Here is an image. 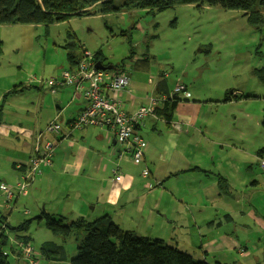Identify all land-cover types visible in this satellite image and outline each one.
I'll use <instances>...</instances> for the list:
<instances>
[{
  "label": "crops",
  "instance_id": "0c3cea01",
  "mask_svg": "<svg viewBox=\"0 0 264 264\" xmlns=\"http://www.w3.org/2000/svg\"><path fill=\"white\" fill-rule=\"evenodd\" d=\"M72 45L66 49L74 51ZM68 68L66 61L64 69ZM163 74L144 80L129 73L127 88L107 92L109 98L120 101L126 114H131L149 98L169 96L177 84L188 89L189 98L177 95L182 101L170 122L153 115L136 129L146 143L138 165L108 129L71 128V122L85 108L84 100L71 87L51 94L46 87L32 86L10 96L31 95L34 116L31 132L22 118L18 123H9L12 114L4 115L5 122L0 119L1 137H14L16 145L23 139L6 160L14 170L17 164H28L37 155L36 139L40 136L41 145L51 142L53 151L51 165L41 166V174L26 193L38 198L34 199L38 210L68 220L83 217L93 221L108 215L123 230L163 240L208 264H228L235 250L246 257L248 241L243 243L237 232L240 236L253 234L264 242V172L256 156L264 145V88L251 73L256 80H249V88L237 80L234 87L223 89L220 97L194 95L191 101L194 89L178 80L170 90L168 76ZM227 91L230 101L221 102L228 97ZM236 96L256 98L235 100ZM216 107L222 111L219 118L213 114ZM53 120L60 124V134L44 131ZM13 124L15 128H7ZM144 169L148 171L146 178L141 175ZM212 174L225 178L230 195L219 193Z\"/></svg>",
  "mask_w": 264,
  "mask_h": 264
},
{
  "label": "rangeland",
  "instance_id": "374dc122",
  "mask_svg": "<svg viewBox=\"0 0 264 264\" xmlns=\"http://www.w3.org/2000/svg\"><path fill=\"white\" fill-rule=\"evenodd\" d=\"M129 39L134 52L131 59H128L131 55ZM0 42V107L5 111L2 110L0 119L5 122L4 115L12 114L10 120L7 118L9 123H18L22 118L28 122V132L32 131L30 121L34 116L31 95H10L4 102L1 99L8 89L20 84L27 86L29 79L41 77L47 80L60 75L66 67L65 48L73 43L76 54H80L83 47L90 53L100 51L103 65H123L127 72L140 75L144 80H155L164 73L168 76L170 90L180 80L189 90L194 89L191 101L195 100L194 95L220 97L222 90L234 87L237 80H243L244 87L249 88V80H256L251 75L252 69L264 67V25L259 32L248 25L241 12L218 7L175 5L154 14L145 10L98 14L75 17L47 27L1 25ZM144 57H149L147 66L136 68L135 63ZM221 113L218 107L213 109L215 117L219 118ZM43 115H46L45 110ZM13 125L7 128H15ZM22 142L20 139L19 145ZM19 145L14 137L0 136V185L15 188L19 176L28 170L16 169L18 175L11 162L6 160ZM33 195L19 197L16 204H8L0 192V228L5 223L16 227L25 220H33L27 235L31 237L34 253L38 254L42 243L53 241L63 244L68 255L64 262L41 258L39 264H71L70 259L76 254L73 238L63 243L44 228L43 222H37L38 198ZM5 234L13 238L9 229ZM236 234L243 243L248 241L245 246L248 254L242 257L235 250L227 263L264 264V242L257 241L250 233ZM208 260L211 262V257Z\"/></svg>",
  "mask_w": 264,
  "mask_h": 264
},
{
  "label": "trees",
  "instance_id": "16d2710c",
  "mask_svg": "<svg viewBox=\"0 0 264 264\" xmlns=\"http://www.w3.org/2000/svg\"><path fill=\"white\" fill-rule=\"evenodd\" d=\"M175 5L218 7L223 10L241 12L243 17L246 18L248 25L259 32L262 31V26L264 25V0H0V26L19 24L47 27L75 17L98 14L132 12L134 10H145L149 14H154ZM129 44L131 55L128 59H131L134 52L130 39ZM74 46L75 44L73 43L71 48ZM65 50L66 61L70 68L64 70H73L81 60L83 52L87 51L82 48L80 56H77L73 50H67L66 48ZM91 54L93 55L94 64L99 62L102 66L109 67L103 65V57L100 51ZM149 61V57H144L142 61L135 63V67L145 68ZM110 68L109 70L101 71L108 73L119 72L129 79V72L125 70L123 65L110 66ZM251 73L264 88V68L254 69ZM32 86H23L21 84L15 86L3 96L1 102H4L6 97L21 93L24 89ZM46 88L50 91L48 87ZM185 89L188 91L186 86ZM227 95L228 97H225L221 102L230 101V92L227 91ZM254 98L256 97H234L235 100ZM181 101L177 96L167 98L160 106L155 108L154 115L166 122H170L177 105ZM1 112L2 106L0 107ZM139 126L142 125H136L133 129V134L139 135L136 132ZM261 126L264 128V112ZM41 142H43L42 139ZM120 144L124 146V152L131 157V152L127 151L126 144ZM256 156L259 160H264V145L256 151ZM42 165L44 166V164L39 165L40 173H36L34 176H26V179H24L25 177L22 178L24 175L20 176L18 182L24 183L26 186L25 191L21 193L18 190L12 198L6 200V203L13 202L14 204L15 199L27 195L28 188L34 183L35 177H37V174H41ZM16 166H14L15 170L17 169ZM22 168H26V166L22 165ZM196 169L202 173H208L199 168ZM113 171H115L113 174H116V170ZM212 175L216 180L219 193L221 195H230L231 191L225 178L217 174ZM35 219L37 222H43L44 228L53 236L59 237L63 243L73 238L76 244V254L70 259L71 264H208L204 260L195 259L186 252L168 245L163 240L150 239L139 236L134 231L123 230L108 215H103L93 221H88L83 217L68 220L62 215L47 213L43 209H39L38 216ZM32 221L31 219L25 220L16 227H10L7 223L2 225L0 228V264H30L24 257V251L21 246H31V237L27 233ZM6 229L13 233V238H9L5 234ZM67 256L63 244L46 241L40 245L38 254L33 251L32 260L35 264H38L41 258L45 261L59 263L66 261Z\"/></svg>",
  "mask_w": 264,
  "mask_h": 264
},
{
  "label": "built area",
  "instance_id": "2783aa9c",
  "mask_svg": "<svg viewBox=\"0 0 264 264\" xmlns=\"http://www.w3.org/2000/svg\"><path fill=\"white\" fill-rule=\"evenodd\" d=\"M32 85L48 87L52 94H55L58 88H73L84 100L85 108L71 122V128L76 130L83 128L108 129L114 133L118 142L126 144L127 151L131 152L132 163L135 165L141 163L146 148L143 138L140 135L133 134V129L136 125H143L144 120L149 116H153L155 108L160 106L167 98L177 95L183 96V98L190 97L185 85L177 84L173 93L169 96L149 98L147 104L140 106L131 114H126L121 107L120 101L109 98L107 94L123 91L128 87L129 79L119 72L108 73L96 69L93 55L87 51L83 52L81 60L73 70H62L60 75L47 80L41 77L29 79L27 86ZM44 131L49 134H60L62 129L60 124L53 120L46 124ZM41 144V137L38 136L35 147L37 155L30 159L29 164L25 165L28 170L22 178L25 177L24 179H26V176H34L36 173H40V164L51 165L53 144L51 142H45L43 146ZM259 167L264 172V160H260ZM16 168L21 169L22 165L17 164ZM141 175L147 177L148 171L144 169ZM120 178L117 175L115 180L119 181ZM25 188L24 183L18 182L15 188L8 185H0V192L3 193L7 200L12 198L18 190L23 193ZM21 247L28 262L35 264L32 260V247L29 245Z\"/></svg>",
  "mask_w": 264,
  "mask_h": 264
},
{
  "label": "water",
  "instance_id": "95a60500",
  "mask_svg": "<svg viewBox=\"0 0 264 264\" xmlns=\"http://www.w3.org/2000/svg\"><path fill=\"white\" fill-rule=\"evenodd\" d=\"M95 68L98 70H109V69H111L110 67L102 66L99 62L95 64Z\"/></svg>",
  "mask_w": 264,
  "mask_h": 264
}]
</instances>
